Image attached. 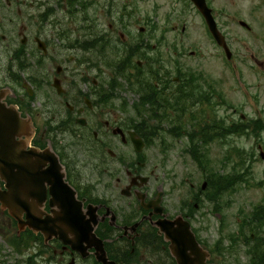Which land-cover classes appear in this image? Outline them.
Here are the masks:
<instances>
[{"label": "flooded vegetation", "instance_id": "1", "mask_svg": "<svg viewBox=\"0 0 264 264\" xmlns=\"http://www.w3.org/2000/svg\"><path fill=\"white\" fill-rule=\"evenodd\" d=\"M1 45L0 100L32 125L30 148L50 149L76 200L96 209L106 264H161L154 224L172 219L164 199L179 189L165 170L175 146L248 138L252 163L264 165V0H0ZM218 65L241 85L233 106L220 77L204 73ZM171 100L185 111L171 110L175 135L155 117ZM44 196L49 215V186ZM20 234L17 264H104L91 243Z\"/></svg>", "mask_w": 264, "mask_h": 264}, {"label": "rangeland", "instance_id": "2", "mask_svg": "<svg viewBox=\"0 0 264 264\" xmlns=\"http://www.w3.org/2000/svg\"><path fill=\"white\" fill-rule=\"evenodd\" d=\"M9 27L11 26L9 25ZM11 28L16 29L17 27ZM164 29L169 30L166 28L165 23ZM8 53L7 47L1 45L0 59H4ZM168 58L173 57L169 56ZM207 71L214 77H220L224 96L227 102L233 106L237 99V96H235L237 89L241 85L238 87L234 84L229 73V67L218 65L213 68H204V73ZM176 73L177 70H168L169 78L172 79L177 76ZM251 79L254 81V77ZM131 99L137 101L138 96L131 93ZM223 110L224 118L229 121L232 116L230 112L232 109L223 108ZM246 110L249 112L250 108ZM172 114H175L174 111H172ZM167 142L170 145L172 143L171 141ZM225 142L226 144L224 145H210L208 147L209 151L206 154L210 156V161L209 158L207 159L200 152L195 156L189 155L187 150L189 145H187L186 141L183 147L175 146V155L173 152L171 153L165 173L168 174L167 178L175 183L174 187L178 186L179 190H177V195L172 193V197H166L164 200H167L169 205L168 212L170 217L178 214L174 205H180L181 215L185 218L186 215L191 216L189 220L192 223L193 231L197 234L199 242L211 252L213 262L216 264H252L251 255L246 250L248 248L247 244L238 241L236 236L239 240L243 239L244 236L251 237L254 234L255 236L257 234L264 236V231L258 230L252 225L258 208L264 210V165L262 163H254L252 176L250 175L247 179L249 183L236 182L232 184L240 180L239 178L244 174L240 173V170L244 169L243 171H245L248 167L247 164V167H236V162L240 161L243 163L244 155L237 152L235 147L250 151L254 147V142L248 138L239 140L235 136ZM227 152L232 153L230 162L226 161L228 156H225V154ZM255 157L258 158V152H256ZM207 167L208 169H206ZM209 170L216 172V179H214L213 174L209 173ZM232 172L234 177L238 179H232L229 182ZM205 176L210 179L207 180ZM159 177H162V173L159 174ZM175 178H178V182L177 179L176 181L173 180ZM218 179H222L225 182V190L223 189L220 195H217L213 188L214 183ZM244 180L245 177H243ZM206 183H208V186L210 184V189L207 188L202 195H199L198 192L202 190ZM229 183L232 186H229ZM197 198L202 200L198 206ZM16 230V225H13L10 218L0 208V264H17L16 262H21V259L16 257L12 250L14 246H18L14 240L16 238ZM218 242L220 244L219 249L217 248ZM262 260L264 261V258ZM254 262H257L256 258ZM164 264H171V262L168 260Z\"/></svg>", "mask_w": 264, "mask_h": 264}, {"label": "water", "instance_id": "3", "mask_svg": "<svg viewBox=\"0 0 264 264\" xmlns=\"http://www.w3.org/2000/svg\"><path fill=\"white\" fill-rule=\"evenodd\" d=\"M32 132L28 121L21 120L13 107L0 102V179L5 183V190L0 189L2 210L17 221L20 231L30 228L45 236L54 234L73 247L91 243L99 261L106 264L109 259L103 242L95 234L99 223L96 209L89 206L83 210L49 149L27 150ZM47 186L52 195L50 215L43 211ZM41 190L42 197L39 196ZM155 226L170 243L169 250L177 264H211L210 254L198 244L190 223L181 217L164 218Z\"/></svg>", "mask_w": 264, "mask_h": 264}, {"label": "trees", "instance_id": "4", "mask_svg": "<svg viewBox=\"0 0 264 264\" xmlns=\"http://www.w3.org/2000/svg\"><path fill=\"white\" fill-rule=\"evenodd\" d=\"M216 178L217 177L215 176L214 179H216ZM213 186L217 190L221 189L223 186V180L222 179L216 180V182L214 183ZM257 223L259 224L260 228H261V226H264V218L258 219ZM236 239L239 241L237 236H236ZM250 242H252L253 244ZM243 243L248 245L247 251L251 255L252 262H253L252 264H264V261L262 260L264 258V236H259L257 234L255 236L254 240H252L251 237L244 236L243 237ZM217 248L218 249L220 248L219 242H218ZM228 250H230V249H228ZM167 256L169 257L168 253H167ZM255 258L257 259V262H254ZM168 260L172 261L171 264H175L173 259H171L170 257L165 258L163 261V264L167 263Z\"/></svg>", "mask_w": 264, "mask_h": 264}]
</instances>
